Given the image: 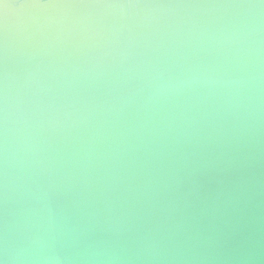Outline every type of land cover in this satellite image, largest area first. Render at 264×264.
Masks as SVG:
<instances>
[{
	"label": "clouds",
	"instance_id": "clouds-1",
	"mask_svg": "<svg viewBox=\"0 0 264 264\" xmlns=\"http://www.w3.org/2000/svg\"><path fill=\"white\" fill-rule=\"evenodd\" d=\"M0 264H264V0H0Z\"/></svg>",
	"mask_w": 264,
	"mask_h": 264
}]
</instances>
